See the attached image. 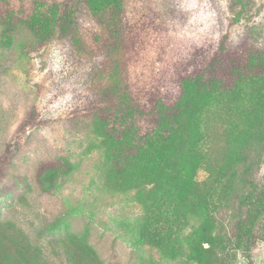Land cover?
<instances>
[{
  "label": "rangeland",
  "instance_id": "obj_1",
  "mask_svg": "<svg viewBox=\"0 0 264 264\" xmlns=\"http://www.w3.org/2000/svg\"><path fill=\"white\" fill-rule=\"evenodd\" d=\"M262 70L264 0H0V264H264ZM152 98L215 186L198 245L205 194L181 229L179 168L122 167L102 131Z\"/></svg>",
  "mask_w": 264,
  "mask_h": 264
},
{
  "label": "trees",
  "instance_id": "obj_2",
  "mask_svg": "<svg viewBox=\"0 0 264 264\" xmlns=\"http://www.w3.org/2000/svg\"><path fill=\"white\" fill-rule=\"evenodd\" d=\"M256 67L259 69L260 65ZM259 75L261 76L253 75L256 80L251 78L250 83L263 86L264 71L262 70ZM153 101L152 98L150 102ZM154 103V111L157 114V120L154 124H139V121L137 122L134 119L133 111H125V117L114 116L112 126H109L107 130V125H104L102 131L104 137L110 141L109 144L113 149L117 163L121 164L122 167H138L144 172L152 170L153 167H161L167 171L174 167L179 168L177 170L181 176V188L177 219L181 229L188 224L187 212L184 207L185 200L190 199L188 196H192L196 191H202L205 194L202 198L206 216L201 219L200 224L196 225L193 231L195 236H198L197 242L194 241L195 245H198L200 239L206 238L210 229L214 228L213 216L206 211H209V208L213 205L215 186L209 187L208 190L205 183L196 181V174L192 166L195 167L196 163L203 159L199 145L197 143L193 144V142L189 143L187 137L178 127H171L168 123L165 124L168 121L165 120L167 114L162 110L165 103L161 99H156ZM123 105L125 104L123 103ZM144 176L146 177L144 181H147L146 185H151L149 196L153 197L156 194L155 189L159 188V183L152 180L150 172ZM215 185H219V183ZM205 242L208 243V241ZM195 255L196 259L201 260L199 250L195 251Z\"/></svg>",
  "mask_w": 264,
  "mask_h": 264
}]
</instances>
